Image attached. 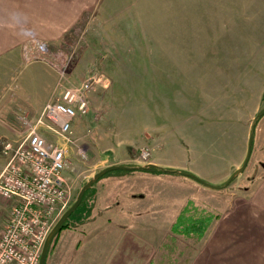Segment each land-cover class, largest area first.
Segmentation results:
<instances>
[{
    "label": "rangeland",
    "instance_id": "374dc122",
    "mask_svg": "<svg viewBox=\"0 0 264 264\" xmlns=\"http://www.w3.org/2000/svg\"><path fill=\"white\" fill-rule=\"evenodd\" d=\"M100 5L59 39L30 40V45H21L15 55L8 56L23 65L19 67L25 69L19 75L23 80L35 67L40 75L49 76L52 84L56 79L55 93L41 109L48 102L61 100L64 89L79 88L93 76L98 79L89 94L90 114L80 118L81 128L74 126V142L60 140L70 162L66 177L73 192L71 202L87 182L85 177L105 158L101 151L107 147L114 146L119 154L129 152L132 160L125 164L129 167L166 160L172 153L163 143H179L180 139H217V147L222 145L218 150L226 157L225 150L228 154L233 151L230 141L244 143L243 151L247 148L249 128L251 136V128L257 124L246 169L229 185L215 190L178 174L169 176V184L145 181L147 188L180 201H171L167 235L147 252L146 264H264L263 209L249 205L247 215H235L234 224L217 241L210 234L213 222L231 203H251L264 181V133L260 130L264 121V115L260 116L264 111V0H104ZM18 10L21 14L25 11L21 0H0V16L5 20L19 16ZM210 93H233L229 101L235 106L227 112L211 111ZM258 93H263L262 99H257ZM11 94L7 97L10 109L17 118L25 115L22 109L29 110L28 99ZM5 95H0V110ZM34 95L31 99L37 103L46 93ZM247 98L248 115L241 111ZM3 121L0 113V123ZM42 130L48 140L56 141V131ZM20 131L15 138L2 137L0 149L5 140L22 139L26 126ZM145 150L151 153L148 161L141 158ZM242 160L234 163V170L247 155ZM223 164L198 162L205 172L210 166L219 168L220 173ZM228 179L215 185L223 186ZM135 196L140 197V192ZM96 197L95 185L84 208L64 234L62 230L53 240L47 264H55L58 257L61 264L91 263L80 250L81 229L97 215L93 211ZM6 201L0 196V213L9 205ZM199 219L208 224L204 234L188 232L191 223Z\"/></svg>",
    "mask_w": 264,
    "mask_h": 264
},
{
    "label": "crops",
    "instance_id": "0c3cea01",
    "mask_svg": "<svg viewBox=\"0 0 264 264\" xmlns=\"http://www.w3.org/2000/svg\"><path fill=\"white\" fill-rule=\"evenodd\" d=\"M21 1L25 4L24 13L21 14V11L18 10L19 16L9 21L5 20L4 16H0V95L6 93L5 97L9 98L12 95L11 93H18L25 100L27 98L29 102L27 108L29 110L22 109L23 113L31 121H35L38 114L32 115L30 110H33V112L38 111L39 113L42 111L43 108L41 109V106L43 103L50 99L51 93H55V82L57 81L53 79L54 84H52L48 80L49 76L45 77L39 74L38 67V69L35 67V70L31 71L30 75L25 76L26 79L23 80V76H19L25 70L24 68L23 70L19 69L23 65L16 63V58L11 59L8 56L15 55L21 49V45H30V43H27L31 42L30 40H57L65 33L73 31L84 18L89 16L90 12L98 9L101 6L100 3L104 0ZM10 22H12L13 28H10ZM16 65L19 66L13 69ZM261 74V72L257 73V75ZM34 93H46V95L44 99L41 97V101L36 103L31 99L35 96ZM210 95L211 99L208 104L213 112H227L235 106L232 105V101H229L233 93H210ZM245 95L248 94L245 93ZM262 95L263 93H258L256 95L257 99L258 97L262 99ZM8 98L5 101L4 109L0 110L5 119V122L0 123V139L2 137L15 138L19 136V133H21L20 129L23 126L19 117L17 118L14 115L15 112L10 109ZM248 103L247 98L244 103L245 107L241 109L246 115L251 111ZM81 122L82 120L77 119L74 122V126L78 125L81 128ZM260 125L262 126L260 130H262L263 134L264 121ZM42 133L45 134V131L42 130ZM254 135H256L255 132ZM249 137L250 128L247 148L245 146L244 151L242 148L244 143L235 144L230 141L228 145H232L233 151L232 154H228L225 150L224 154L227 155L226 157H223L224 155L219 152L218 148H222V145L217 147L219 145L218 141H216L217 139L203 141H197L196 138L191 140L180 139L179 143L165 141L163 143L164 148L172 154L166 160H155V165L163 169L186 171L209 183L211 182L212 185L219 184L222 180L232 176L242 166L240 164L241 166H237L236 170H234L236 165L234 163L241 161L244 156L243 162L247 155ZM55 139L56 141L54 142L66 148V145L60 141L59 136H55ZM8 140L16 141L15 139ZM101 154L105 158L101 159L100 163L93 168V174L85 177L87 181L94 176L98 169H104L111 165L129 164L132 160L129 152L119 154V151L114 146L102 150ZM202 161L210 164L223 161L226 164L220 166V173H218L219 168H211L210 166L209 172H205L198 165V162ZM5 163L6 158L2 155L0 149V172ZM169 176L175 175L160 171L116 170L107 174L95 184L97 186V197L93 211L97 215L87 221L82 226L83 229H81L83 232V243L80 250L82 251V256L87 255L91 259L89 264H146L147 252L154 249L155 243L164 241L167 235V228L170 224L171 201L178 202L179 200H171L169 194L159 189L147 188L145 181L156 183L159 186L162 183H168L171 180ZM180 177L195 180L186 175H181ZM263 189L264 181L253 193L251 203L248 200H245L246 202L241 200L239 203H231L229 209L213 222L210 232L211 236H216L214 239L217 241L221 234L227 232V227L234 224L235 215L238 213L242 216L247 215L249 205H254L256 209L264 210ZM139 192L141 196H135ZM165 200L166 202H164ZM8 202L9 205H6L5 209H2L3 212L0 213V230L5 227V217L12 209V203ZM172 206L176 207L177 205L174 204ZM64 232L63 230L61 233L64 234ZM72 234L75 236L74 234L76 233ZM61 260L58 257L55 264H61Z\"/></svg>",
    "mask_w": 264,
    "mask_h": 264
},
{
    "label": "built area",
    "instance_id": "2783aa9c",
    "mask_svg": "<svg viewBox=\"0 0 264 264\" xmlns=\"http://www.w3.org/2000/svg\"><path fill=\"white\" fill-rule=\"evenodd\" d=\"M97 81L93 76L79 88L64 89L61 100L45 104L36 121L20 115L24 137L3 142L6 163L0 172V196L13 206L0 230V264H39L49 232L73 197L66 177L68 151L48 140L41 128L73 143V123L89 114V94ZM150 156L147 150L141 153L144 161Z\"/></svg>",
    "mask_w": 264,
    "mask_h": 264
},
{
    "label": "water",
    "instance_id": "95a60500",
    "mask_svg": "<svg viewBox=\"0 0 264 264\" xmlns=\"http://www.w3.org/2000/svg\"><path fill=\"white\" fill-rule=\"evenodd\" d=\"M255 127H256V125L252 126V133H251V136H250V139H249V149L247 151V160L244 161L242 166L235 171V173L228 179V181L225 183V185H223V186L212 185V184L206 182L205 180H202L201 178H199L197 176H195L196 177L195 180H197L199 183H201V184H203V185H205L207 187H210L212 189H221V188L227 186L238 175H240L246 169V166H247V163H248V159H249V157L251 155V149H252L253 140H254L253 131L255 130ZM152 167H158V166L155 165V164H152V163H148L146 165L138 166V167H129V166H126V165H111V166H108V167L102 169L101 171L97 172L90 180H88L83 185V187L80 189V192H79L75 202L61 215V217L58 219L56 224L51 229V231H50V233H49V235H48V237H47V239H46V241L44 243L39 264H46L49 248H50L53 240L55 239V237L60 232V230L62 228V225L72 215V213L79 207V205L81 204L85 193L89 189H91L95 183H97L107 173L112 172V171L122 170V169L123 170H125V169L135 170L136 168H140L141 170H148L149 168H152Z\"/></svg>",
    "mask_w": 264,
    "mask_h": 264
},
{
    "label": "trees",
    "instance_id": "16d2710c",
    "mask_svg": "<svg viewBox=\"0 0 264 264\" xmlns=\"http://www.w3.org/2000/svg\"><path fill=\"white\" fill-rule=\"evenodd\" d=\"M264 115V111L260 114V116ZM123 170V169H122ZM135 170H141L140 168H136ZM124 171H129L128 169H125ZM148 171H160V172H164V173H169V174H183V175H186V176H190L194 179H196L195 175L191 174V173H188V172H184V171H179V170H174V169H163L161 167H152V168H149ZM111 173V172H109ZM107 173V174H109ZM106 174V175H107ZM105 175V176H106ZM234 180V179H233ZM232 180V181H233ZM231 181V182H232ZM230 182V183H231ZM229 183V184H230ZM228 184V185H229ZM93 188V187H92ZM89 189L83 199H82V202L81 204L79 205V207L72 213V215L65 221V223L62 225V228L60 230V232L62 230H64L65 228H68L69 227V224H70V221L76 216L77 213H79L83 208H84V203L86 201V198H87V195L90 193V191L92 190ZM75 201L71 202V204L69 205V207L74 203ZM204 219H199V221H194L193 223H191V225L186 229L188 232H197L199 233L200 235H203L204 234V231L206 230V228L208 227V224L206 225L205 221H203ZM179 225L178 226H181V223L179 222L178 223ZM50 251V249H49ZM48 255H49V252H48ZM47 259H48V256H47ZM47 264V263H46Z\"/></svg>",
    "mask_w": 264,
    "mask_h": 264
}]
</instances>
